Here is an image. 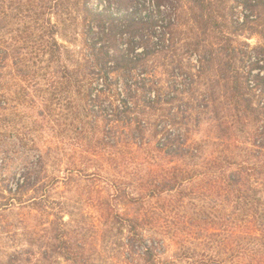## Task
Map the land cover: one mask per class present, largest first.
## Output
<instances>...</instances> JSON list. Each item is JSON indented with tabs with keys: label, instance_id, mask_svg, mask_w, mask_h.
Wrapping results in <instances>:
<instances>
[{
	"label": "rangeland",
	"instance_id": "374dc122",
	"mask_svg": "<svg viewBox=\"0 0 264 264\" xmlns=\"http://www.w3.org/2000/svg\"><path fill=\"white\" fill-rule=\"evenodd\" d=\"M53 5L52 0H0V47L8 55L0 67V264L21 254L31 260L28 264H264V222L258 220L253 239L245 235L244 200L225 191L223 181L218 190L197 178L171 194L151 193L171 165L156 141L142 149L106 148L87 163L89 153L78 141L72 115L80 114L84 90L73 88L74 109H69L61 69L48 66L45 52L54 35L72 50V59H81L82 12L59 18ZM235 11L246 13L242 6ZM54 24L58 32L52 34ZM238 39L234 45L243 49V57L249 55L247 69L255 83L254 74L262 69L251 66L250 53L262 47V40L246 33ZM18 51L26 59L21 66L13 59ZM254 125L238 153L245 165L257 162L249 151L255 147ZM218 126L214 120L208 127L210 145L207 160H197L201 166L212 157L223 161L227 152L226 146L211 143ZM75 165L85 172L71 175ZM183 169L194 167L178 165L170 173ZM89 170L104 177L88 176ZM29 171L35 186L13 202L8 190ZM135 171L141 175L134 176ZM36 196L39 201L46 196L43 206L27 202Z\"/></svg>",
	"mask_w": 264,
	"mask_h": 264
},
{
	"label": "trees",
	"instance_id": "16d2710c",
	"mask_svg": "<svg viewBox=\"0 0 264 264\" xmlns=\"http://www.w3.org/2000/svg\"><path fill=\"white\" fill-rule=\"evenodd\" d=\"M52 2L59 18L74 10L82 12L81 59H72V50L54 35L47 40L45 52L48 66L56 64L61 69L69 109H74L73 88L84 90L80 114L73 111L72 115L78 121V141L89 153L84 156L87 163L102 157L106 148L142 149L156 141V149L171 165L151 193L171 194L197 178H206L218 190L217 183L223 181L225 191L244 200L245 235L253 239L258 220L264 222V0ZM239 6L246 12L243 17L235 11ZM51 31L57 33L58 27L54 24ZM245 33L258 35L263 44L250 53L255 58L251 66L258 64L262 69L254 74L259 77L255 83L247 69L249 55L243 57V49L234 45ZM65 55L68 61L63 63ZM13 59L19 66L26 60L19 51ZM7 60L0 47L1 68ZM214 120L219 123V134L211 143L226 146L230 154L226 152L223 161L212 157L209 165L202 162L201 166L197 160H207L208 127ZM251 123L256 125L255 147L249 151L257 162L245 165L238 153L248 142L242 138L251 134ZM191 163L194 169L170 173L178 165ZM70 171L73 175L85 169L75 165ZM140 175L135 171L134 176ZM33 176L27 172L15 190H8L13 202L22 200L18 195L35 186ZM88 176L104 177L90 170ZM45 198L39 201L36 196L27 202L39 207ZM258 239L262 240L260 235ZM30 262L21 254L5 264Z\"/></svg>",
	"mask_w": 264,
	"mask_h": 264
}]
</instances>
